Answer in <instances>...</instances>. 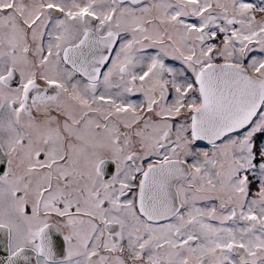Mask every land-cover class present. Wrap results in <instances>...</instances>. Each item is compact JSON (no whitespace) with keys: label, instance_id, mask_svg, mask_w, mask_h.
I'll list each match as a JSON object with an SVG mask.
<instances>
[{"label":"snow or ice","instance_id":"obj_1","mask_svg":"<svg viewBox=\"0 0 264 264\" xmlns=\"http://www.w3.org/2000/svg\"><path fill=\"white\" fill-rule=\"evenodd\" d=\"M0 264H264V0H0Z\"/></svg>","mask_w":264,"mask_h":264}]
</instances>
